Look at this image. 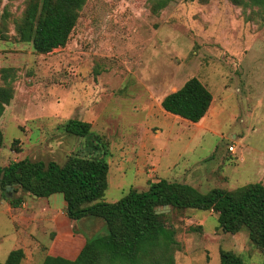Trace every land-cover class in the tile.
<instances>
[{
    "label": "rangeland",
    "instance_id": "rangeland-1",
    "mask_svg": "<svg viewBox=\"0 0 264 264\" xmlns=\"http://www.w3.org/2000/svg\"><path fill=\"white\" fill-rule=\"evenodd\" d=\"M28 1L0 0V87L12 91L0 117L2 161L61 165L68 155H105L107 204L159 180L201 193L264 185V14L226 0H86L65 46L39 55L15 31ZM191 78L212 94L198 124L161 108ZM70 119L89 123V135L66 133ZM1 193L3 263L30 223L18 214L12 222ZM166 215L176 230L174 264H219L220 250L244 264L263 262L246 232L223 234L212 211L169 208ZM73 231L86 241L107 234L90 217ZM39 233L31 229V240L44 244Z\"/></svg>",
    "mask_w": 264,
    "mask_h": 264
},
{
    "label": "trees",
    "instance_id": "trees-1",
    "mask_svg": "<svg viewBox=\"0 0 264 264\" xmlns=\"http://www.w3.org/2000/svg\"><path fill=\"white\" fill-rule=\"evenodd\" d=\"M226 1L234 6L256 8L264 14V0ZM85 2L29 0L15 27L18 41L30 43L39 55L64 47ZM165 4L160 2L157 10ZM11 100L12 91L0 87V117ZM211 104L209 90L199 80L191 78L177 91L165 96L161 108L197 124L206 116ZM64 128L69 135L84 137L89 135L91 127L89 123L70 119ZM2 145L0 129V149ZM20 150L13 151L19 153ZM108 172L105 155L97 158L68 155L61 165L54 161L24 159L0 169L2 200L6 201L3 194L6 186L19 194L8 202L10 207H18L26 195L48 198L61 194L65 213L71 221L96 218L106 227L107 234L87 240L75 260L47 256L41 264H174L172 251L177 246L176 230L167 224L169 215L155 213L156 208L165 206L175 211L214 212L223 234L246 232L250 244L261 252L264 264V185L254 183L232 191L216 188L201 193L187 184L159 180L150 183L140 194L130 190L119 201L107 204L102 199L108 187ZM24 257L22 249H14L0 264H21ZM219 260V264H244L239 255L227 250L219 251Z\"/></svg>",
    "mask_w": 264,
    "mask_h": 264
},
{
    "label": "crops",
    "instance_id": "crops-1",
    "mask_svg": "<svg viewBox=\"0 0 264 264\" xmlns=\"http://www.w3.org/2000/svg\"><path fill=\"white\" fill-rule=\"evenodd\" d=\"M2 153L3 150L1 148L0 169L7 167L10 162H18L19 160L18 158L9 157V162L2 161ZM34 198L29 197L31 200H34ZM29 199L25 197L16 208L10 207L8 202L5 201L7 203L6 213L12 222L18 214L17 216L21 219L28 218L30 223L28 234H24L21 231L20 223L14 225L17 232L20 231L24 234L21 237L25 241L20 240L19 237V246L15 248L22 249L24 252L25 257L21 264L42 263L41 261L47 256L59 257L69 261H73L75 257L77 258L85 245L86 236L82 233L75 235L73 229L77 221H71L67 217L65 213L66 205L62 195L53 194L48 198H35V200L43 201L41 206L36 203L32 204ZM31 229L35 232H40L41 237L46 238L44 244L31 240ZM47 231L48 235L46 234ZM26 240L30 241L31 245H26Z\"/></svg>",
    "mask_w": 264,
    "mask_h": 264
},
{
    "label": "water",
    "instance_id": "water-1",
    "mask_svg": "<svg viewBox=\"0 0 264 264\" xmlns=\"http://www.w3.org/2000/svg\"><path fill=\"white\" fill-rule=\"evenodd\" d=\"M139 194L141 191H137ZM35 197V196H34ZM4 198L7 202H10L14 199V189L10 186H6L5 192H4ZM36 198V197H35ZM169 211V206H165L163 208H156V214H166Z\"/></svg>",
    "mask_w": 264,
    "mask_h": 264
},
{
    "label": "built area",
    "instance_id": "built-area-1",
    "mask_svg": "<svg viewBox=\"0 0 264 264\" xmlns=\"http://www.w3.org/2000/svg\"><path fill=\"white\" fill-rule=\"evenodd\" d=\"M228 151L230 152V153H234L235 151H234V147L233 146H229L228 147Z\"/></svg>",
    "mask_w": 264,
    "mask_h": 264
}]
</instances>
